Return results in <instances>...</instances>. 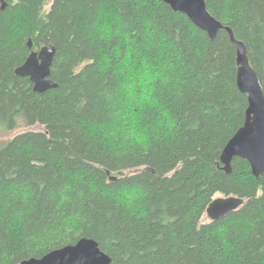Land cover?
Returning <instances> with one entry per match:
<instances>
[{
  "label": "trees",
  "instance_id": "obj_1",
  "mask_svg": "<svg viewBox=\"0 0 264 264\" xmlns=\"http://www.w3.org/2000/svg\"><path fill=\"white\" fill-rule=\"evenodd\" d=\"M0 3V264L82 238L111 264H264V174L221 153L243 125L236 49L162 0ZM245 44L264 92V0H205ZM32 41V50L28 41ZM56 49L36 93L15 74ZM243 206L203 223L209 204Z\"/></svg>",
  "mask_w": 264,
  "mask_h": 264
},
{
  "label": "water",
  "instance_id": "obj_2",
  "mask_svg": "<svg viewBox=\"0 0 264 264\" xmlns=\"http://www.w3.org/2000/svg\"><path fill=\"white\" fill-rule=\"evenodd\" d=\"M175 12L185 15L198 29L204 31L211 41H215L220 31L229 35L236 49L238 70L237 87L247 97V109L243 125L235 132L225 145L220 162L226 173L232 172L231 163L234 158L246 160L251 173L258 178L264 174V92L258 76L249 63L246 46L236 40L230 27L218 22L208 11L205 0H162ZM1 10L6 7L0 0ZM32 48V41L27 44ZM32 50V49H31ZM56 55L52 46H44L31 51L25 62L15 69V74L28 78L36 93H44L57 88L50 79L51 67ZM244 200L238 197H217L206 209V216L211 221H218L229 213L243 206ZM112 259L101 251L96 241L88 238L80 239L74 245L55 249L41 258H29L15 264H111Z\"/></svg>",
  "mask_w": 264,
  "mask_h": 264
},
{
  "label": "rangeland",
  "instance_id": "obj_3",
  "mask_svg": "<svg viewBox=\"0 0 264 264\" xmlns=\"http://www.w3.org/2000/svg\"><path fill=\"white\" fill-rule=\"evenodd\" d=\"M26 131H43V129L39 125L26 127L22 124V122H20L18 127L13 131L5 130L0 126V146L4 145L6 142L11 140L16 135L26 132ZM217 197H221V196L218 195ZM208 221H209V218L205 215L202 219V222L207 223Z\"/></svg>",
  "mask_w": 264,
  "mask_h": 264
}]
</instances>
